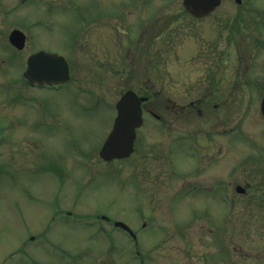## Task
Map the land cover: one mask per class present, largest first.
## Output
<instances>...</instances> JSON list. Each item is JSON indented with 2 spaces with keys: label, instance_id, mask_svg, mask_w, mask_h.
<instances>
[{
  "label": "rangeland",
  "instance_id": "374dc122",
  "mask_svg": "<svg viewBox=\"0 0 264 264\" xmlns=\"http://www.w3.org/2000/svg\"><path fill=\"white\" fill-rule=\"evenodd\" d=\"M258 1L264 3V0ZM56 2L60 6H55ZM235 4V0H222L218 8H231ZM156 8L160 18L157 31L161 33L158 32L156 40L157 58L153 68L158 75L154 81L155 88L164 92L158 93L154 100L158 102L157 114H165L169 56L165 51L166 31L162 27L184 18L181 0H0V151L3 150L0 156V264L164 262L171 259L175 249L181 250L184 246L181 231L175 235L174 243L164 240L169 235L167 226H182L194 213L206 216L224 212L222 204L184 199L181 162H178L179 169H175L179 172L172 173L167 158L144 160L142 147L124 160L106 162L99 157L100 146L116 115L115 102L122 92L119 71L122 59L117 55L122 29L129 31L126 37L133 31L136 33L137 29L132 27L134 18L138 17L137 24L142 20L149 23ZM98 10H107L111 19L116 20L117 16L122 19L117 24L122 28L117 29L120 33L108 31V41L106 34L100 33L106 43L102 46L107 49L104 52L110 53L109 57L107 54L110 72L105 76L91 73L86 64L90 62L88 47L98 37L97 33L85 32L82 45L77 48L72 43L83 22L96 17ZM144 11L149 15L140 18L145 15ZM13 28L27 34V46L21 51L14 49L13 52L10 46L8 36ZM39 46L64 52L72 61L73 92L71 89L68 94L38 90L40 94L24 87L22 71L26 56ZM79 62L84 65L80 66ZM146 63L140 64L142 71ZM42 93L50 94L43 97ZM28 94H33V99L24 102L22 95ZM42 100L43 104L39 102ZM241 111L245 112V122L258 113V109L256 113ZM148 123L149 130H153L154 122ZM163 137L156 132L153 138L165 142ZM25 147L33 155L32 166L21 170L7 157L13 149ZM145 163L148 168L144 170L151 173L137 171V166ZM55 167L58 175L53 172ZM160 176L161 179L157 178ZM66 210L74 215L63 214ZM105 214L128 223L137 239L97 219L98 215ZM157 242L158 251H154ZM136 243L143 260L135 256ZM263 250L264 236L254 235L252 259L239 256V261L264 264L260 256ZM175 255L182 256L180 252Z\"/></svg>",
  "mask_w": 264,
  "mask_h": 264
},
{
  "label": "flooded vegetation",
  "instance_id": "af4514ba",
  "mask_svg": "<svg viewBox=\"0 0 264 264\" xmlns=\"http://www.w3.org/2000/svg\"><path fill=\"white\" fill-rule=\"evenodd\" d=\"M235 2L231 8H215L203 16L183 8L185 15L181 21H163L166 23L162 27L166 31L165 51L169 56L165 73L168 82L165 114H157L158 102L154 100L158 93L164 92L155 88L154 81L158 75L153 68L160 19L157 8L149 23L142 20L137 24L138 17L134 18L132 27L137 30L131 37H126L125 33L129 35V31L117 25L121 24V17L111 19L107 10H98L96 17L83 22L72 40L73 46L78 47L82 45L85 32L97 33L98 37L88 47L90 62L86 64L91 73L105 76L110 72L107 63L110 53L107 57L104 52L106 43L100 33L103 31L108 41V31L118 34L120 30L117 32V29H122L123 38L119 40L117 50L122 59L119 69L121 95L132 89L140 97H145L142 101L143 123L136 130L133 153L142 147L141 157L146 161L148 157L167 158L172 173L179 172L175 169H179L178 162H181L179 170L184 199L224 206V212L206 216L194 213L182 226H167L169 235L164 240L174 243L175 235L181 231L184 246L181 250L175 249L170 260L152 264H254V261H239V256L252 259L254 235L264 236V3L260 4L258 0ZM55 6L60 4L56 2ZM144 13L140 18L149 15L147 11ZM112 20L114 24L110 22ZM27 39L21 49L10 44L13 52L14 49H25ZM96 47L97 51H94ZM40 49L58 52L39 46L27 54L26 67L28 57ZM67 60L70 78L66 82L48 85L31 81L25 76V67L22 71L24 87L37 92L63 91L68 94L70 89L73 92L74 64ZM141 63H146L143 71ZM49 94L42 93V96ZM32 96L22 95L23 101L33 99ZM39 102L43 104V100ZM241 110L256 115L245 122V112ZM150 120L154 122L153 130H149ZM153 132L164 136L165 142L154 139ZM26 150V147L15 148L7 159L10 158L21 170H27L32 166L33 155ZM179 157L181 161H178ZM147 168L146 163L140 164L137 171L151 173L144 170ZM53 172L58 175L59 170L55 167ZM63 214L73 215L70 210ZM104 220L107 225L115 227L117 219ZM158 245L157 242L154 251H158ZM205 245L212 250H205ZM175 252L182 256L177 258ZM260 256L264 258V250Z\"/></svg>",
  "mask_w": 264,
  "mask_h": 264
},
{
  "label": "water",
  "instance_id": "95a60500",
  "mask_svg": "<svg viewBox=\"0 0 264 264\" xmlns=\"http://www.w3.org/2000/svg\"><path fill=\"white\" fill-rule=\"evenodd\" d=\"M220 3L221 0H183V5L197 16L208 14ZM9 39L12 44L22 48L25 45L26 34L15 28L11 31ZM25 75L30 80L40 83L63 82L70 77L69 65L63 55L40 50L29 56ZM144 99L140 98L133 90H128L119 98L116 103L117 116L113 129L100 151L103 158L107 160L123 158L134 151L136 128L143 122L141 101ZM117 224L128 227L122 221H118Z\"/></svg>",
  "mask_w": 264,
  "mask_h": 264
}]
</instances>
